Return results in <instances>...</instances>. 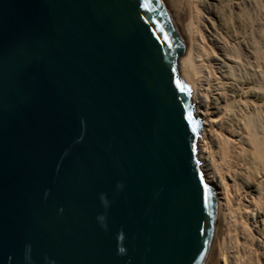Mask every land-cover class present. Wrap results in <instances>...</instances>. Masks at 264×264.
I'll return each mask as SVG.
<instances>
[{
    "label": "water",
    "instance_id": "95a60500",
    "mask_svg": "<svg viewBox=\"0 0 264 264\" xmlns=\"http://www.w3.org/2000/svg\"><path fill=\"white\" fill-rule=\"evenodd\" d=\"M184 46L165 0H0V264H203Z\"/></svg>",
    "mask_w": 264,
    "mask_h": 264
},
{
    "label": "bare ground",
    "instance_id": "6f19581e",
    "mask_svg": "<svg viewBox=\"0 0 264 264\" xmlns=\"http://www.w3.org/2000/svg\"><path fill=\"white\" fill-rule=\"evenodd\" d=\"M165 1L185 44L178 74L202 123L199 168L216 201L203 264H264V52L251 35L264 29V8L259 0Z\"/></svg>",
    "mask_w": 264,
    "mask_h": 264
},
{
    "label": "rangeland",
    "instance_id": "374dc122",
    "mask_svg": "<svg viewBox=\"0 0 264 264\" xmlns=\"http://www.w3.org/2000/svg\"><path fill=\"white\" fill-rule=\"evenodd\" d=\"M258 5H260L259 7H263L264 8V0H259V3H258ZM245 9L251 14V16H252V20H255L257 17H259L258 15H259V13L257 12V9H255L253 6H249L248 5V7H247V5H246V7H245ZM254 9V10H253ZM264 10V9H263ZM255 11V12H254ZM253 13H255V14H253ZM260 19L262 20H264V16H261L260 17ZM255 30V31H254ZM253 30V32H251V35H252V37H253V41H255V45H257V47H258V49L259 50H262V52H264V29L263 30H258V29H256V27H255V29ZM255 32H257V33H255ZM260 33V34H259ZM258 34V35H257ZM258 36H260V37H258ZM258 42V43H257ZM186 48H187V45H186ZM185 48V49H186ZM261 118V117H260ZM258 122V121H257ZM201 132H202V130H201ZM238 141H237V140ZM234 140H236V143H239L240 142V137H238V136H236V137H234ZM225 260V259H224ZM223 260V262L226 264V262ZM222 262V263H223ZM223 263V264H224Z\"/></svg>",
    "mask_w": 264,
    "mask_h": 264
},
{
    "label": "snow or ice",
    "instance_id": "6c2138e0",
    "mask_svg": "<svg viewBox=\"0 0 264 264\" xmlns=\"http://www.w3.org/2000/svg\"><path fill=\"white\" fill-rule=\"evenodd\" d=\"M189 119L191 120V117H189Z\"/></svg>",
    "mask_w": 264,
    "mask_h": 264
}]
</instances>
